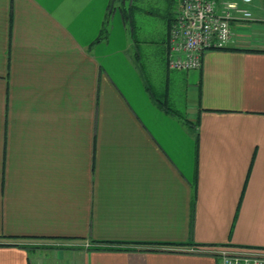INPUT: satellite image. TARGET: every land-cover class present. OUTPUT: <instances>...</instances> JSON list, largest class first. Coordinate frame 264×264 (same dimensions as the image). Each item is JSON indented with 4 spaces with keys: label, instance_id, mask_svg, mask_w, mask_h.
<instances>
[{
    "label": "crops",
    "instance_id": "obj_1",
    "mask_svg": "<svg viewBox=\"0 0 264 264\" xmlns=\"http://www.w3.org/2000/svg\"><path fill=\"white\" fill-rule=\"evenodd\" d=\"M110 1L0 0V264L264 249V0L251 20L230 10L227 49L190 70L168 68L166 26L156 47L138 41L143 14L164 21L180 0H138L129 23L115 3L107 19Z\"/></svg>",
    "mask_w": 264,
    "mask_h": 264
},
{
    "label": "built area",
    "instance_id": "obj_2",
    "mask_svg": "<svg viewBox=\"0 0 264 264\" xmlns=\"http://www.w3.org/2000/svg\"><path fill=\"white\" fill-rule=\"evenodd\" d=\"M252 1L241 0L242 7L229 3L226 11L219 14L213 0H180L168 35V68L200 69L206 51L224 49L229 44L232 36L229 22L233 19L230 10H235L241 20H251L252 12L247 6ZM211 252L221 264H264V249L222 246Z\"/></svg>",
    "mask_w": 264,
    "mask_h": 264
},
{
    "label": "rangeland",
    "instance_id": "obj_3",
    "mask_svg": "<svg viewBox=\"0 0 264 264\" xmlns=\"http://www.w3.org/2000/svg\"><path fill=\"white\" fill-rule=\"evenodd\" d=\"M144 1L148 5L162 9V11L164 8H167V6L170 5V4H167L169 2V1L167 2V0H144ZM126 2L125 3L128 5L130 0H126ZM178 4H179V0H173V3H171V5L173 6L172 8L174 10H176V8L178 7ZM120 5H121V2H119V1L115 2V6L117 8ZM142 21H143V24H141V25H143L145 30H146V36L144 39L142 38V36H138V41L143 42L145 40L148 44H150L154 48V47H156L155 46L156 42H158L159 38H161L163 36L164 30H165V21H163L162 18H159V17H157L151 13L143 14L142 15ZM109 27H110V23H108V25H107L108 29H109ZM154 55L155 54L153 53L152 56L155 57ZM38 241H31V243H39L38 245H36L34 247H39L41 245V248H49V246L44 245V243L45 244H47V243L48 244L64 243V242H60V241H45V240L44 241L40 240L39 242ZM29 255H30L31 263L35 264L36 259H37V257H35V251L30 250ZM41 258H42L41 264H51V262H57V264H78V261L74 263L73 261H71V258H68V257H64V259L62 257H41ZM68 259H70L69 263H68ZM51 260H53V261H51Z\"/></svg>",
    "mask_w": 264,
    "mask_h": 264
},
{
    "label": "trees",
    "instance_id": "obj_4",
    "mask_svg": "<svg viewBox=\"0 0 264 264\" xmlns=\"http://www.w3.org/2000/svg\"><path fill=\"white\" fill-rule=\"evenodd\" d=\"M137 0H130L129 4H122L119 6L120 8V11H121V14L123 16V20L124 22L126 23H129L131 22V17H132V12H134V8L137 7V4L135 3ZM168 4H171L170 2ZM111 12H109L107 14V19L108 17L110 18L111 16ZM172 13V9L169 11L168 15L167 16H163L164 18V21H165V26L167 28V32H169L170 28H171V24L174 20V17L175 16H171L170 14ZM174 15V14H173ZM108 22L109 20H106L105 21V24H104V29L102 31V33L100 34L98 40L100 39H105L107 37V33H108V28H107V25H108ZM169 34V33H168ZM166 44H167V47H168V37H167V40H166ZM224 49H227V47H225ZM167 60V59H166ZM167 62V61H166ZM167 64V63H166ZM193 125V128L195 129V126H197V119H195V121L191 122ZM196 130V129H195ZM195 179H193L192 181V185L195 186ZM16 238V237H14ZM19 238V237H18ZM39 237H21V239H26V240H33V239H37ZM42 238V237H41ZM99 248V247H98ZM149 250H155V249H152L150 248Z\"/></svg>",
    "mask_w": 264,
    "mask_h": 264
},
{
    "label": "water",
    "instance_id": "obj_5",
    "mask_svg": "<svg viewBox=\"0 0 264 264\" xmlns=\"http://www.w3.org/2000/svg\"><path fill=\"white\" fill-rule=\"evenodd\" d=\"M116 1H120L122 4H125V2H126V0H111V1H110V4H109V10H108V12H111V11L113 10L114 3H115Z\"/></svg>",
    "mask_w": 264,
    "mask_h": 264
}]
</instances>
